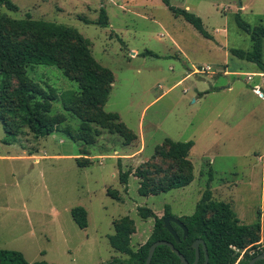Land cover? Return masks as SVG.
Listing matches in <instances>:
<instances>
[{"label":"rangeland","instance_id":"374dc122","mask_svg":"<svg viewBox=\"0 0 264 264\" xmlns=\"http://www.w3.org/2000/svg\"><path fill=\"white\" fill-rule=\"evenodd\" d=\"M11 1L18 10L0 6V13L14 19L29 13L74 28L89 41L94 59L114 77L102 110L117 112L136 138L126 145L119 133L91 123L100 132L92 144L71 139L62 128L78 132L81 119L60 98L52 113L65 114L66 121L53 134L36 137L20 124L15 140L6 143L0 122V248L20 251L34 264H110L128 258L108 241L117 220L133 219L130 246L136 250L153 227L138 207L158 216L165 207L174 217L191 215L207 189L213 200L230 203L241 224L255 222L261 211L260 245L247 246L239 259L264 246V72L229 51L251 44L234 14L264 25V0H168L200 16L211 38L162 0ZM101 8L106 26L94 23ZM262 45L264 60V38ZM28 75L60 97L78 92L77 82L57 66L36 65ZM165 138L194 141L188 156L193 179L142 196L135 171H147L149 185L157 187L178 169L169 158L153 157ZM118 160L131 170L127 191L118 180ZM75 206L87 211L84 229L71 217Z\"/></svg>","mask_w":264,"mask_h":264},{"label":"trees","instance_id":"16d2710c","mask_svg":"<svg viewBox=\"0 0 264 264\" xmlns=\"http://www.w3.org/2000/svg\"><path fill=\"white\" fill-rule=\"evenodd\" d=\"M176 15L184 18L203 37L211 38L197 14L180 7L169 5L168 0H162ZM0 6L11 11H17L18 6L11 0H0ZM238 27L250 37V49L230 48L232 55L253 62L260 72H264L263 45L264 25H251L245 21L239 12L234 14ZM85 22H91L84 19ZM99 26L108 24L105 9L101 8L94 21ZM143 55L157 56L156 53L145 51ZM36 65L57 66L63 74L78 84V92H69L60 97L54 88L43 86L28 75V69ZM114 81L110 69L94 59L89 49V41L74 28L40 19H32L29 13L23 19H14L0 13V122L10 142L15 140L19 125L27 126L36 137L47 136L58 131L66 121L65 114L52 113V104L59 98L65 110L81 119L78 132H73L70 125L62 131L71 139L92 144L94 136L100 132L91 123H98L124 137L126 145L131 144L136 136L120 120L117 112L102 110L106 103L111 85ZM206 93V92H203ZM194 145L193 140L174 141L165 138L156 147L153 157L169 158L178 167L176 173L168 179L158 180L157 187L150 186L146 178L147 171H135L139 177L138 193L142 196L157 195L171 189L188 185L193 179V167L188 156ZM153 167L156 165L153 163ZM84 166V165H81ZM118 180L127 191L128 177L131 170H123L118 160ZM76 225L87 227V211L82 206H75L70 211ZM138 213L142 218H153L152 231L147 240L132 250L131 234L135 231L133 219L123 216L114 223V233L108 236L110 246L117 252L128 255L127 259H117L110 264H145L149 246L157 240H167L192 263L195 250L192 243L202 239L208 254L207 264H235L240 251L251 245H260L261 211H257L256 221L251 224H241L230 203L212 199V192L207 189L191 215L180 216L187 234L183 238V230L171 223L178 235L176 242L172 234L164 227L163 220L172 215L165 207L161 216L150 208L140 206ZM260 247V246H259ZM264 251V246L253 254L238 260L237 264L247 262L258 253ZM205 258L203 245H199V263ZM41 264H54L40 262ZM0 264H34L26 260L23 253L16 250L0 248ZM150 264H183L180 258L168 246L159 245L155 248ZM254 264H264V258Z\"/></svg>","mask_w":264,"mask_h":264},{"label":"water","instance_id":"95a60500","mask_svg":"<svg viewBox=\"0 0 264 264\" xmlns=\"http://www.w3.org/2000/svg\"><path fill=\"white\" fill-rule=\"evenodd\" d=\"M239 7H242V5L239 3ZM171 223H174L176 225H178L182 230H183V237L186 236L187 234V229L185 227V225L182 223V221L178 218V217H174V216H166L163 220V224L164 227L172 234V236L174 237L175 241L178 242L179 238L177 233L175 232L174 228L172 227ZM202 244L203 245V250H204V254H205V259L204 262L202 264H207L208 263V254L206 251V246L203 242L202 239H196L193 243H192V247L195 250V258L194 261L192 263H189L185 257L175 248L174 244L170 241L167 240H157L155 242H153L149 248H148V253H147V257L145 260V264H150L152 255L154 253V250L157 246L159 245H166L168 246L175 254H177V256L180 258L181 262L183 264H198L199 261V245ZM264 258V251L258 253L257 255L253 256L248 262L247 264H254L256 261L263 259ZM35 264H41V263H35Z\"/></svg>","mask_w":264,"mask_h":264},{"label":"crops","instance_id":"0c3cea01","mask_svg":"<svg viewBox=\"0 0 264 264\" xmlns=\"http://www.w3.org/2000/svg\"><path fill=\"white\" fill-rule=\"evenodd\" d=\"M230 85L228 84L227 86H223L222 88H220V89H223V88H228ZM256 92V91H255ZM257 92H258V90H257ZM206 93H208V92H206ZM206 93H204V94H206ZM258 95H260V93L258 92ZM262 95V94H261ZM262 97H263V95H262ZM130 178V177H129ZM129 180V179H128ZM127 184H128V182H127ZM133 234V233H132ZM131 234V235H132ZM261 240H262V237H261Z\"/></svg>","mask_w":264,"mask_h":264},{"label":"flooded vegetation","instance_id":"af4514ba","mask_svg":"<svg viewBox=\"0 0 264 264\" xmlns=\"http://www.w3.org/2000/svg\"><path fill=\"white\" fill-rule=\"evenodd\" d=\"M183 238H185V237H183ZM194 241H195V240H194ZM204 259H205V258H204ZM203 262H204V260H203ZM203 262H202V263H203ZM202 263H201V264H202ZM198 264H200L199 261H198Z\"/></svg>","mask_w":264,"mask_h":264},{"label":"built area","instance_id":"2783aa9c","mask_svg":"<svg viewBox=\"0 0 264 264\" xmlns=\"http://www.w3.org/2000/svg\"><path fill=\"white\" fill-rule=\"evenodd\" d=\"M207 69H208V66H207ZM204 70V69H203Z\"/></svg>","mask_w":264,"mask_h":264}]
</instances>
